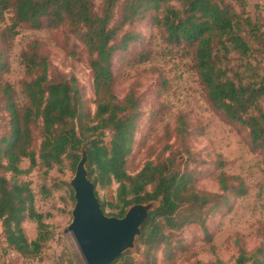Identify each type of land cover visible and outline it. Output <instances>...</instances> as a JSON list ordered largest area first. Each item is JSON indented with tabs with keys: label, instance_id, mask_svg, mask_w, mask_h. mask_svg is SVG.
I'll list each match as a JSON object with an SVG mask.
<instances>
[{
	"label": "trees",
	"instance_id": "trees-1",
	"mask_svg": "<svg viewBox=\"0 0 264 264\" xmlns=\"http://www.w3.org/2000/svg\"><path fill=\"white\" fill-rule=\"evenodd\" d=\"M174 1L102 0L98 6L97 0H0V106L8 114L0 135V222L14 255L23 260L35 257L53 234L45 222L47 215L36 209L31 183L19 177L36 165L47 169L62 165L65 157L76 170L83 145L102 209L116 210L109 215L122 217L132 204L161 199L138 237L150 248L170 243L167 230L182 227L180 217L187 205L205 208L226 193L246 194L243 182L237 185L238 177L225 171L221 155L213 167H202L200 155L191 148L194 131L184 114L177 118L156 158L136 173L128 170L142 99L134 87L118 98L113 56L140 36L136 30L140 22L156 30L164 50L190 59L211 107L227 123L248 130L253 150H264V72L253 56L256 50L264 54V18L248 13L246 0L238 6L229 0H178V5ZM23 28L61 31L60 43L67 56L79 59L86 54L93 74L94 113L82 108L83 92L75 75L52 74V51L38 37L28 40L20 53L25 101L19 100L17 89L4 75L10 71V53ZM232 53L241 61L238 68L232 67ZM37 128L40 146L35 144ZM108 133L111 139L106 142ZM24 159L31 162L26 169L21 167ZM204 174L217 181L222 194L198 188ZM114 182L118 184L116 201L101 199L98 188L106 189ZM28 219L38 227L33 240L23 226ZM175 256L167 250L164 263L177 264ZM110 264L137 262L128 250ZM234 264H264V244L253 252L241 246Z\"/></svg>",
	"mask_w": 264,
	"mask_h": 264
},
{
	"label": "rangeland",
	"instance_id": "rangeland-1",
	"mask_svg": "<svg viewBox=\"0 0 264 264\" xmlns=\"http://www.w3.org/2000/svg\"><path fill=\"white\" fill-rule=\"evenodd\" d=\"M229 1L237 6L240 2ZM246 2V11L263 21L264 0ZM101 3L102 0H97L98 6ZM173 3L178 5L181 1L175 0ZM136 30L140 36L113 56L115 93L118 98L123 99L134 87L142 99L133 150L128 159L129 172H138L146 161L156 158L168 142L169 132L177 118L184 114L190 123V130L194 131V135L192 133L189 138L191 148L200 155L202 167H213L221 155L226 162L225 171L236 175L238 180L235 183L240 185L243 182L247 192L239 196L226 193L219 202L205 208L187 205L180 217L183 220L182 227L179 230H167L170 236L166 241L170 243L150 248L137 238L134 247L129 249L130 254L137 264H152L154 260L157 264H165L167 250L176 254L177 264H197L198 261L203 264H234L241 246L253 252L264 244V150H253L249 144L248 130L227 123L211 107L189 58L164 50L165 43L151 25L140 22ZM35 37L44 40L52 51V74L67 77L75 75L83 92L82 108L94 113L93 74L88 58L84 53L79 59L67 56L60 43L61 31L23 28L14 40L10 71L4 77L17 89L19 100L25 101L21 92L25 67L20 53L28 40ZM253 56L261 62L263 73L264 54L256 50ZM236 57L237 53L231 54V63L232 67L238 68L241 61ZM0 117L1 135L8 121V114L2 106ZM197 128L201 130H195ZM35 135V144L40 146L39 128L35 130ZM110 135H106V142L111 139ZM71 163L65 157L62 165L50 169L36 165L19 177L31 183L36 209L47 215L45 222L50 225L53 234L35 257L23 260L8 249L0 222V264H31L29 261L32 259H37V263L32 264H86L73 234L66 231L72 222L75 206L70 181L76 170ZM30 164L29 159H24L21 167L26 169ZM6 175L11 177L10 173ZM117 187L118 184L114 182L106 189L98 188V194L103 200L115 202ZM198 188L223 193L209 174L201 176ZM115 211L110 206L105 209L108 215ZM23 226L28 239H35L38 232L36 222L28 219Z\"/></svg>",
	"mask_w": 264,
	"mask_h": 264
},
{
	"label": "water",
	"instance_id": "water-1",
	"mask_svg": "<svg viewBox=\"0 0 264 264\" xmlns=\"http://www.w3.org/2000/svg\"><path fill=\"white\" fill-rule=\"evenodd\" d=\"M86 160L83 145L76 173L70 181L75 206L66 231L73 234L86 264H110L134 247L142 234V225L160 206L161 199L132 204L122 217L106 214L95 193V183L89 178Z\"/></svg>",
	"mask_w": 264,
	"mask_h": 264
},
{
	"label": "built area",
	"instance_id": "built-area-1",
	"mask_svg": "<svg viewBox=\"0 0 264 264\" xmlns=\"http://www.w3.org/2000/svg\"><path fill=\"white\" fill-rule=\"evenodd\" d=\"M29 262H30L31 264H32V263H37V259H32V260H30Z\"/></svg>",
	"mask_w": 264,
	"mask_h": 264
}]
</instances>
